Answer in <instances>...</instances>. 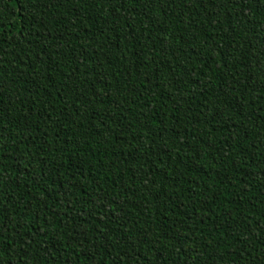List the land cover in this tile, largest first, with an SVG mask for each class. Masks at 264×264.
Listing matches in <instances>:
<instances>
[{
	"label": "trees",
	"instance_id": "trees-1",
	"mask_svg": "<svg viewBox=\"0 0 264 264\" xmlns=\"http://www.w3.org/2000/svg\"><path fill=\"white\" fill-rule=\"evenodd\" d=\"M0 264H264V0H0Z\"/></svg>",
	"mask_w": 264,
	"mask_h": 264
}]
</instances>
